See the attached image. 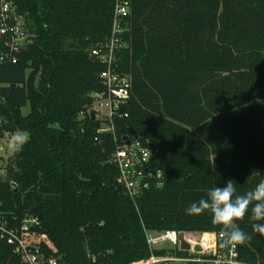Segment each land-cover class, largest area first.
<instances>
[{
    "label": "trees",
    "instance_id": "16d2710c",
    "mask_svg": "<svg viewBox=\"0 0 264 264\" xmlns=\"http://www.w3.org/2000/svg\"><path fill=\"white\" fill-rule=\"evenodd\" d=\"M12 1L29 39L16 64H0L1 131L28 137L0 181L4 209L38 216L43 251L70 264L147 259L148 231L224 232L185 210L229 179L242 194L264 177V0H130L117 67L131 90L115 133H99L87 109L106 68L90 51L108 38L116 0ZM125 137L154 152L148 168L164 178L135 200L111 162ZM249 215L237 248L264 264ZM0 264L24 261L1 241Z\"/></svg>",
    "mask_w": 264,
    "mask_h": 264
},
{
    "label": "built area",
    "instance_id": "2783aa9c",
    "mask_svg": "<svg viewBox=\"0 0 264 264\" xmlns=\"http://www.w3.org/2000/svg\"><path fill=\"white\" fill-rule=\"evenodd\" d=\"M130 14V0H116L111 32L102 44L91 48V56L103 63L106 68L100 77L104 89L92 93V105L87 109L95 112L97 120L103 122L99 133H115V119L122 117V109L130 97L131 79L127 74L118 71L117 61L121 51L127 46V19ZM26 21L17 10L12 0H0V64H16L19 60L21 46L28 42L29 34L25 30ZM0 147L5 139L12 135L1 131ZM154 152L142 145L137 139L125 137L111 157V162L118 168L117 183L124 188L133 200L146 189L160 188L164 184L161 171L149 169ZM8 175V160L0 166V181ZM14 188L17 185L13 184ZM38 216L27 214L19 217L4 209V201L0 197V242L5 241L14 247L24 264H70L63 256L47 255L41 245ZM189 245L182 248L180 236ZM147 242L151 256L132 264H163L184 262L187 264H261L243 259L236 243L226 242L224 232H179L167 230L147 232ZM200 251H196V247ZM172 250L187 253L186 256L168 255L164 252ZM158 251V253H156Z\"/></svg>",
    "mask_w": 264,
    "mask_h": 264
},
{
    "label": "clouds",
    "instance_id": "9594fccd",
    "mask_svg": "<svg viewBox=\"0 0 264 264\" xmlns=\"http://www.w3.org/2000/svg\"><path fill=\"white\" fill-rule=\"evenodd\" d=\"M26 142L23 133L12 136L9 146L18 151ZM237 183L229 179L223 187L214 186L207 191L206 198L191 203L186 208L189 215H200L209 212L212 222L221 225L226 242L243 244L251 239V235L240 229L237 221L249 215L253 233L264 236V177L255 187L245 193H239Z\"/></svg>",
    "mask_w": 264,
    "mask_h": 264
},
{
    "label": "rangeland",
    "instance_id": "374dc122",
    "mask_svg": "<svg viewBox=\"0 0 264 264\" xmlns=\"http://www.w3.org/2000/svg\"><path fill=\"white\" fill-rule=\"evenodd\" d=\"M29 106L25 107L23 109V113L24 114H27L29 112ZM16 133H21V132H15L13 133L11 136L7 137L4 141V143L2 144L3 147H0V166H3L7 160L9 161V157L12 155L14 149H12L9 144H10V141H11V138L14 134ZM165 254H168V255H179L178 253H174V251L172 250H166L164 252ZM185 255V254H182V256ZM180 256V255H179ZM163 264H187V263H184V262H170V263H163Z\"/></svg>",
    "mask_w": 264,
    "mask_h": 264
},
{
    "label": "water",
    "instance_id": "95a60500",
    "mask_svg": "<svg viewBox=\"0 0 264 264\" xmlns=\"http://www.w3.org/2000/svg\"><path fill=\"white\" fill-rule=\"evenodd\" d=\"M91 118H92V119H96L95 112H94L93 109L91 110ZM24 136L27 138V137H28V134L26 133V134H24ZM16 193H17V188H15V194H14V197H16ZM19 209H20V208H19ZM180 238H181V241H182V245H181L182 248H183V249H189V245L184 241V239H183V235H181ZM195 250H196V251H200V247L197 246V247L195 248Z\"/></svg>",
    "mask_w": 264,
    "mask_h": 264
}]
</instances>
